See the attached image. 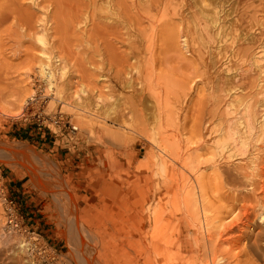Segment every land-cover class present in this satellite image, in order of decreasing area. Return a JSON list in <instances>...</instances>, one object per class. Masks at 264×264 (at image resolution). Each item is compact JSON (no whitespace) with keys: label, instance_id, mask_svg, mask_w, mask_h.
I'll return each mask as SVG.
<instances>
[{"label":"rangeland","instance_id":"rangeland-1","mask_svg":"<svg viewBox=\"0 0 264 264\" xmlns=\"http://www.w3.org/2000/svg\"><path fill=\"white\" fill-rule=\"evenodd\" d=\"M8 1L0 0V15L6 13ZM14 1L9 6L17 15L0 22V148L26 146L52 167L31 182L22 176L23 165H30L27 160L0 157V242L32 241L30 264H63L67 227L52 215L58 204L55 199L94 193L107 199L114 194L110 183L124 195L146 189L138 174L146 171V163L156 164L160 158L148 141L142 98L157 106V138L166 137L168 147L174 149L178 142L185 148L201 147L197 162L203 166L207 196L214 194L216 155L209 147L216 130L229 122L232 113L255 114L256 101L264 92V0L235 1L232 23L247 36L235 49L227 48L213 67L205 52L197 46L185 48L180 39L190 0H119L112 20L103 18L99 0ZM18 15L25 19L20 26ZM20 27L26 36H20ZM37 35L46 39L44 47L36 42ZM46 56L59 61L56 67L66 72L62 80L72 94L85 86L91 97H106L131 75L141 91L137 97L126 92L121 107L130 130L112 126L123 134L121 142H100L86 134L72 109L51 99L40 75ZM56 80L61 84L58 75ZM207 140L211 141L206 144ZM240 161L226 158L224 162L238 176ZM56 168L61 183L55 181ZM4 199L12 203L21 222L17 231L2 230L10 216L4 212ZM225 207L223 202L213 206L217 215ZM257 224L263 238L264 222ZM240 264H247V258L242 256Z\"/></svg>","mask_w":264,"mask_h":264},{"label":"bare ground","instance_id":"bare-ground-1","mask_svg":"<svg viewBox=\"0 0 264 264\" xmlns=\"http://www.w3.org/2000/svg\"><path fill=\"white\" fill-rule=\"evenodd\" d=\"M235 1H189L185 14L187 24L181 25L180 39L185 48L197 46L205 52L212 67L227 48L235 49L247 36L234 21L232 23ZM14 2H7L6 13L0 15V22L17 15L11 8ZM115 2L119 4L120 1L99 0L103 18L115 19ZM24 20L18 15V26ZM19 29L22 31L20 36L27 35L23 27ZM35 39L42 47L46 45L43 36L37 35ZM45 59L47 63L41 65L40 75L51 99L71 108L86 134L100 142L106 139L121 142L123 134L112 126L120 131L129 129L130 122L121 113L125 93L133 92L137 97L141 91L133 85L131 75L113 94L93 98L85 86L72 94L62 80L66 72L56 67L59 62L56 57L46 56ZM253 65L258 68L255 63ZM228 72L230 70L226 69V75H230ZM215 80L217 82V78ZM227 80L224 78L222 82ZM140 102L150 130L148 141L156 147L160 158L156 164L146 163V171L138 174L145 181L146 189L124 195L110 183L109 190L114 194L107 199L99 198L95 193L79 197L67 194V198L55 199L58 204L52 215L56 217L55 221L63 219L67 227L64 234L68 252L62 263L240 264L242 256L247 258V264L264 262V237L259 235L257 224L258 220L264 222V120L261 121L264 92L256 101L258 111L255 114L248 111L232 113L229 122L216 130L215 141L209 147L216 155L213 161L216 189L210 197L203 182V166L197 162L199 155L196 153L201 147L185 148L179 145L180 142L175 149L168 147L166 137L157 138L160 120L157 106L146 98ZM11 156L29 162V166H22L26 170L22 176L29 177L31 182H35L46 168L52 167L43 156L26 146L0 148V157L8 160ZM226 158H239L243 162L238 176L224 162ZM30 160L38 166H33ZM56 174L55 181L61 183L57 168ZM2 202L4 212H8L6 217L10 215L2 230H19L20 220L6 200ZM215 202L226 204L225 210L218 215L213 208ZM80 203L84 204L82 208ZM234 212V217L223 223ZM34 246L32 241L22 240L16 245L7 240L0 242V249L5 250L0 251V264H30L28 255Z\"/></svg>","mask_w":264,"mask_h":264},{"label":"built area","instance_id":"built-area-1","mask_svg":"<svg viewBox=\"0 0 264 264\" xmlns=\"http://www.w3.org/2000/svg\"><path fill=\"white\" fill-rule=\"evenodd\" d=\"M7 205L9 206V208H10V209L12 210V212H13V210H14V209H13V208H12V206H11V205H12V203L10 202V203H9V204H7ZM13 213H14V212H13ZM9 224H10V223H9Z\"/></svg>","mask_w":264,"mask_h":264}]
</instances>
